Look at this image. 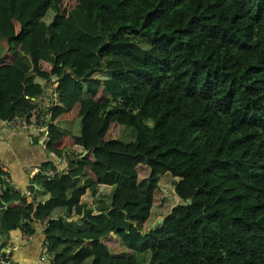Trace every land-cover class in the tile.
I'll list each match as a JSON object with an SVG mask.
<instances>
[{"label": "trees", "instance_id": "trees-1", "mask_svg": "<svg viewBox=\"0 0 264 264\" xmlns=\"http://www.w3.org/2000/svg\"><path fill=\"white\" fill-rule=\"evenodd\" d=\"M52 79L78 104L44 138L66 166L32 204L0 169L4 245L43 224L58 264H264V0H0V120L45 114ZM161 174L185 199L152 228Z\"/></svg>", "mask_w": 264, "mask_h": 264}, {"label": "crops", "instance_id": "crops-1", "mask_svg": "<svg viewBox=\"0 0 264 264\" xmlns=\"http://www.w3.org/2000/svg\"><path fill=\"white\" fill-rule=\"evenodd\" d=\"M20 48L28 50V42L23 41ZM39 63L44 70H49L50 64L46 61L39 60ZM1 67L6 69L5 66ZM52 80L45 84L42 96H47L54 105L61 106L57 108V114L52 117V122L65 129L76 119L78 104L68 95L66 88L57 79ZM37 81L44 84L43 77H38ZM41 100L42 98L39 100L40 104ZM46 134L34 129L13 131L4 121L0 120V161L7 172L6 178L17 192L26 195L28 204H32L34 200V194L28 190V187L33 174L37 172L36 169L42 167L47 161L54 164L53 169L55 170L64 169L66 166L63 157L56 156L44 146ZM17 202L14 200L6 202L5 205L17 204ZM43 228V224L37 226L32 234L24 233L21 226L9 229L5 246L10 248V255L16 264H58L52 256L41 258V251L45 244Z\"/></svg>", "mask_w": 264, "mask_h": 264}, {"label": "rangeland", "instance_id": "rangeland-1", "mask_svg": "<svg viewBox=\"0 0 264 264\" xmlns=\"http://www.w3.org/2000/svg\"><path fill=\"white\" fill-rule=\"evenodd\" d=\"M68 4V3H67ZM107 75V74H106ZM62 87H60L61 89ZM101 90V89H100ZM78 122L80 123V117L78 116ZM137 170H139V175L140 177L146 178L149 180L151 177L149 175L151 168L149 164H144V163H139L137 165ZM167 177H169L173 183L175 180L178 179V176L173 175L171 172H168ZM165 174H161L159 181H158V186L155 187L154 193H153V203L150 209V217L148 221H154L156 218L161 216V213H165L167 210L170 209V207L173 204H176L177 202L183 201L185 198L180 197L175 188L174 184L173 187L170 185V183H162L161 181L165 178ZM157 180V178H156ZM155 179H151L150 183H154ZM172 181H170L172 183ZM111 242L116 244V247L111 246V251L115 254H122L126 255L130 253V249L126 246H124L119 239L113 234V237L110 238Z\"/></svg>", "mask_w": 264, "mask_h": 264}, {"label": "built area", "instance_id": "built-area-1", "mask_svg": "<svg viewBox=\"0 0 264 264\" xmlns=\"http://www.w3.org/2000/svg\"><path fill=\"white\" fill-rule=\"evenodd\" d=\"M40 106L46 110L45 114H41L40 117L33 116L31 119H26L18 116H14L10 120H4V122L13 130H27V129H34L36 131L47 133L48 125L52 122V107L53 102L50 101L47 96H42ZM0 169H3L2 163L0 161ZM4 170V169H3ZM36 171H41L45 173L47 176H52L55 172L53 168H45L41 169L37 168ZM4 238L0 236V264H16V262L12 259L10 255V248L6 247L4 244ZM15 248V246H13ZM51 254L47 249L46 244H44L42 251H41V258L50 257Z\"/></svg>", "mask_w": 264, "mask_h": 264}, {"label": "water", "instance_id": "water-1", "mask_svg": "<svg viewBox=\"0 0 264 264\" xmlns=\"http://www.w3.org/2000/svg\"><path fill=\"white\" fill-rule=\"evenodd\" d=\"M188 201H190V198L187 199ZM163 219V216H159L158 218H156L152 224H151V227L154 228L156 227V225ZM149 230L147 229L146 231H142V233H146L148 232Z\"/></svg>", "mask_w": 264, "mask_h": 264}]
</instances>
